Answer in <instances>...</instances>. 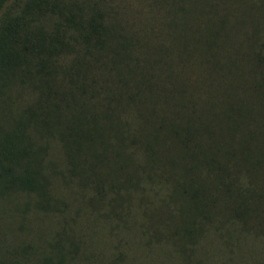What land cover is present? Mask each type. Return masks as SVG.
I'll use <instances>...</instances> for the list:
<instances>
[{"label": "trees", "instance_id": "16d2710c", "mask_svg": "<svg viewBox=\"0 0 264 264\" xmlns=\"http://www.w3.org/2000/svg\"><path fill=\"white\" fill-rule=\"evenodd\" d=\"M7 1L0 0V11ZM185 1H170L165 32L150 27L148 37L160 41L154 45L94 17L57 26L47 36L31 35L22 19L5 13L0 78L35 66L44 88L35 119L60 135L71 171H80L85 181L99 182L94 165L102 155L94 145L103 149L112 135L123 147L138 148L149 166L177 164L182 182L199 185L184 190L195 210L208 207L211 220L223 210L243 231L264 234V196L254 188L264 182V15L259 20L242 7L239 15L226 9L204 13L198 2ZM51 80L58 89L50 88ZM53 95L63 101V114L49 100ZM128 112L131 122L122 121ZM118 157L116 152L110 159ZM126 165L122 159L117 169ZM0 169L4 181L40 190L37 162L21 131L0 135Z\"/></svg>", "mask_w": 264, "mask_h": 264}, {"label": "rangeland", "instance_id": "374dc122", "mask_svg": "<svg viewBox=\"0 0 264 264\" xmlns=\"http://www.w3.org/2000/svg\"><path fill=\"white\" fill-rule=\"evenodd\" d=\"M170 1L8 0L0 17L16 15L31 35L45 36L57 26L66 28L94 17L121 35L154 45L160 41L148 37L150 27L165 32ZM196 2L204 13L226 9L239 15L242 7L259 20L264 15V0H186L185 5ZM162 41H168L166 36ZM65 60L68 64L72 58ZM34 68L28 64L0 78V135L23 133L41 185L38 192L21 189L0 175V264H58L59 260L64 264H264V234L243 231L223 210L212 220L208 207L195 210L184 190L191 192L199 185L182 182L177 164L149 166L138 148L123 147L109 135L103 149L94 145L102 155L94 165L99 182L85 181L80 171L72 172L60 135L35 119L33 112L40 110L37 99L44 88H39ZM50 85L53 91L58 89L56 81ZM53 96L49 100L58 105L60 114L66 112L63 101ZM132 117L128 112L120 119L131 122ZM123 142L129 144L128 139ZM116 152L120 157L110 159ZM122 159L127 165L117 169ZM108 174L112 178L103 180ZM254 188L264 196V182H255Z\"/></svg>", "mask_w": 264, "mask_h": 264}]
</instances>
